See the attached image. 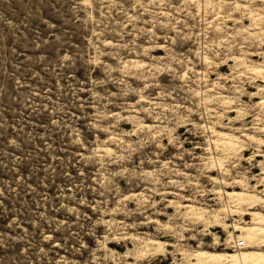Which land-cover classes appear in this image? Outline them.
I'll use <instances>...</instances> for the list:
<instances>
[{
  "label": "rangeland",
  "instance_id": "1",
  "mask_svg": "<svg viewBox=\"0 0 264 264\" xmlns=\"http://www.w3.org/2000/svg\"><path fill=\"white\" fill-rule=\"evenodd\" d=\"M263 231L264 0H0V264H264Z\"/></svg>",
  "mask_w": 264,
  "mask_h": 264
},
{
  "label": "bare ground",
  "instance_id": "2",
  "mask_svg": "<svg viewBox=\"0 0 264 264\" xmlns=\"http://www.w3.org/2000/svg\"><path fill=\"white\" fill-rule=\"evenodd\" d=\"M260 231H261V230H260ZM260 231H259V232H260ZM263 232H264V231H263ZM261 233H262V232H261ZM261 233H260V234H261ZM200 255H201V254H200ZM203 255H204V254H203ZM244 255H247V254H244ZM244 255H243V256H244ZM249 255H251V254H249ZM227 256H230V257H232V258H236V257H237V255H233V254H231V255H227Z\"/></svg>",
  "mask_w": 264,
  "mask_h": 264
},
{
  "label": "built area",
  "instance_id": "3",
  "mask_svg": "<svg viewBox=\"0 0 264 264\" xmlns=\"http://www.w3.org/2000/svg\"><path fill=\"white\" fill-rule=\"evenodd\" d=\"M243 244V242L239 241V245Z\"/></svg>",
  "mask_w": 264,
  "mask_h": 264
}]
</instances>
